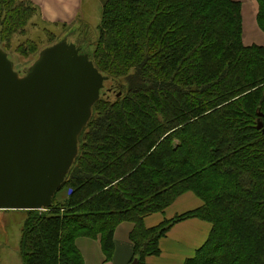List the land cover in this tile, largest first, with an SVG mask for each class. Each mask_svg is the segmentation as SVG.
<instances>
[{
    "label": "trees",
    "instance_id": "trees-1",
    "mask_svg": "<svg viewBox=\"0 0 264 264\" xmlns=\"http://www.w3.org/2000/svg\"><path fill=\"white\" fill-rule=\"evenodd\" d=\"M38 17L31 0H0V42L18 35L38 46L26 37ZM241 30L236 0H101L90 58L119 95L94 103L64 196L47 210H13L25 213H14L25 216L9 240L22 264H81L76 236L98 237L108 258L123 221L134 224L129 264H142L191 217L211 228L183 264H264V47L244 45ZM188 190L201 206L143 225Z\"/></svg>",
    "mask_w": 264,
    "mask_h": 264
},
{
    "label": "water",
    "instance_id": "water-1",
    "mask_svg": "<svg viewBox=\"0 0 264 264\" xmlns=\"http://www.w3.org/2000/svg\"><path fill=\"white\" fill-rule=\"evenodd\" d=\"M68 31L40 48L23 72L0 42V209L52 206L107 80L90 58L93 49L67 41Z\"/></svg>",
    "mask_w": 264,
    "mask_h": 264
},
{
    "label": "crops",
    "instance_id": "crops-1",
    "mask_svg": "<svg viewBox=\"0 0 264 264\" xmlns=\"http://www.w3.org/2000/svg\"><path fill=\"white\" fill-rule=\"evenodd\" d=\"M31 1L40 7L43 18H49L45 11L48 6L46 0ZM201 204L202 201L197 198L195 193L190 190L185 191L162 211L146 215L143 218V225L146 228L157 226L162 221L170 220L178 214L199 207ZM3 211L0 212V227L6 240L5 242L4 240L0 241V264H20L19 251L15 245L17 241L9 243L8 231L5 229V225L9 224V218L14 215V211L8 209ZM133 226L134 224L130 221H123L116 226L113 233V249L108 258L98 237L76 236L73 242L81 257V264H129L133 252V243L129 234ZM210 228L209 222L197 217L173 223L165 235L158 240L159 253L146 256L142 264H183L184 260L192 257L195 250L204 243Z\"/></svg>",
    "mask_w": 264,
    "mask_h": 264
},
{
    "label": "rangeland",
    "instance_id": "rangeland-1",
    "mask_svg": "<svg viewBox=\"0 0 264 264\" xmlns=\"http://www.w3.org/2000/svg\"><path fill=\"white\" fill-rule=\"evenodd\" d=\"M240 2V15L242 20V42L244 45L256 44L264 47V31L259 26L256 15H257V3L256 0H236ZM48 6H46V14L49 18H37L39 27L28 28L26 37L42 39L39 45H18L23 42V36L12 35L8 40L1 42V46L6 50L8 58L13 62L14 69H21L24 71L25 67L28 66L36 57L38 50L44 45L52 43L60 37H63L68 30H72L68 33L67 41H78L82 44V48L85 52L91 53L94 43L97 37V27L100 21L101 14V0H46ZM42 14V12H41ZM43 16V15H42ZM61 17V18H53ZM43 28V29H42ZM46 30V31H44ZM51 41V42H50ZM84 42V43H82ZM126 72H132L127 70ZM118 80L125 84L123 77H119ZM120 90L116 84L110 79H107L103 83L101 94L105 97L113 100L117 95V91ZM67 191L65 187L62 191L57 192L56 200H60L64 192ZM191 191V190H190ZM193 192V191H192ZM194 193V192H193ZM197 198L202 201L199 194L195 193ZM203 203V201H202ZM202 205V204H201ZM200 205V206H201ZM4 209H0V212H4ZM21 213L22 211H14ZM25 214L24 212H22ZM25 215H21L20 218L17 214H14L9 218V224L5 225V229L8 232V239H15L17 233L14 229L19 228V234L21 230V219ZM20 219V220H19ZM19 220V223H16ZM208 222V221H207ZM209 224H211L209 222ZM6 240L5 234L1 231L0 227V241ZM112 253V252H111ZM19 254V253H18ZM75 258V255H71ZM1 257V255H0ZM20 264L21 258L19 255Z\"/></svg>",
    "mask_w": 264,
    "mask_h": 264
}]
</instances>
